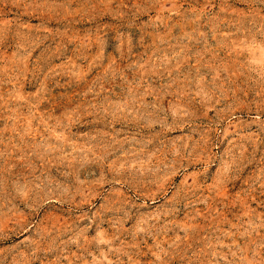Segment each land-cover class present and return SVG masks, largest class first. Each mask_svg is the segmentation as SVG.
Wrapping results in <instances>:
<instances>
[{
	"label": "rangeland",
	"instance_id": "rangeland-1",
	"mask_svg": "<svg viewBox=\"0 0 264 264\" xmlns=\"http://www.w3.org/2000/svg\"><path fill=\"white\" fill-rule=\"evenodd\" d=\"M0 264H264V0H0Z\"/></svg>",
	"mask_w": 264,
	"mask_h": 264
}]
</instances>
